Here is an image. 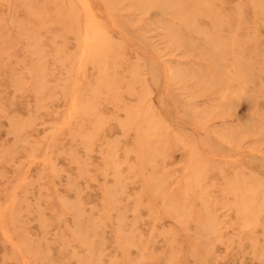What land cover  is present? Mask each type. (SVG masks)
I'll list each match as a JSON object with an SVG mask.
<instances>
[{"label":"rangeland","instance_id":"1","mask_svg":"<svg viewBox=\"0 0 264 264\" xmlns=\"http://www.w3.org/2000/svg\"><path fill=\"white\" fill-rule=\"evenodd\" d=\"M0 264H264V0H0Z\"/></svg>","mask_w":264,"mask_h":264}]
</instances>
